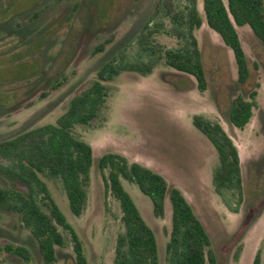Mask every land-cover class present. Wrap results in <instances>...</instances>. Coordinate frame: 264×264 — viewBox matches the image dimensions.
I'll use <instances>...</instances> for the list:
<instances>
[{"label":"rangeland","instance_id":"374dc122","mask_svg":"<svg viewBox=\"0 0 264 264\" xmlns=\"http://www.w3.org/2000/svg\"><path fill=\"white\" fill-rule=\"evenodd\" d=\"M180 7L186 0H174ZM227 1V0H225ZM158 0H0V139L53 123L95 80L101 64L125 48L138 34ZM203 13V0H198ZM251 75L238 82L232 50L204 22L196 31L208 87L165 65L152 74L126 72L108 83L109 98L89 125L75 128L93 149L94 166L88 204L80 217L70 209L63 185L48 178L56 203L83 241L89 264H113L115 244L123 231L119 203L107 197L98 160L113 152L162 175L170 188L182 191L212 242L218 264H264V47L250 27H237ZM113 38L112 48L94 54ZM119 41V42H118ZM165 48L175 38L158 36ZM118 42V43H117ZM136 46L129 55L136 54ZM67 76L66 85L52 91L54 81ZM256 92V107L244 130L230 121L235 98ZM47 96L42 98V94ZM219 123L238 148L242 201H224L213 187L219 160L208 138L193 125L194 116ZM30 126V127H28ZM4 180L0 187H8ZM140 211L154 230L160 264H165L171 230L167 201L164 218H156L151 200L126 183ZM69 242V235L63 232ZM10 244L30 251L43 264L37 242L23 228L20 217L0 213V247ZM70 245V242H69ZM58 264H74L72 247L59 250ZM0 264H25L22 257L0 254Z\"/></svg>","mask_w":264,"mask_h":264},{"label":"trees","instance_id":"16d2710c","mask_svg":"<svg viewBox=\"0 0 264 264\" xmlns=\"http://www.w3.org/2000/svg\"><path fill=\"white\" fill-rule=\"evenodd\" d=\"M206 24L229 47L237 64L238 82L245 84L251 75L237 27L248 26L264 47V0H203V13L198 0H186L183 7L174 0H158L154 10L142 24L138 34L129 38L119 54L107 59L97 71L94 82L73 97L68 108L53 123L30 127L0 139V213H13L37 242L43 264H58L59 250L72 247L74 264H89L83 241L54 200L48 178L63 185L69 209L75 217L86 210L94 166L93 149L77 136L75 128L89 125L100 114L109 98L108 83L126 72L149 75L165 65L193 77L198 90L208 87L202 53L196 31ZM166 35L178 46L165 48L156 39ZM113 38L94 49L104 53ZM119 42V41H118ZM117 42V43H118ZM136 54L130 56V48ZM67 76L57 78L50 90L63 88ZM42 98L47 94L43 93ZM256 92L235 98L230 121L239 130L250 123L256 107ZM194 127L213 144L219 164L213 174L215 193L242 201L243 175L240 154L223 127L204 116L193 117ZM107 197L120 205L123 231L118 234L113 264H160L158 240L144 219L126 183L136 186L153 204L156 218H164L167 201L171 210V230L166 246L165 264H218L211 239L182 191L168 186L166 179L139 163L109 152L98 160ZM238 202V203H239ZM63 232L69 235L68 239ZM15 254L25 264H36L30 251L10 244L1 253ZM254 264H260L257 258Z\"/></svg>","mask_w":264,"mask_h":264}]
</instances>
